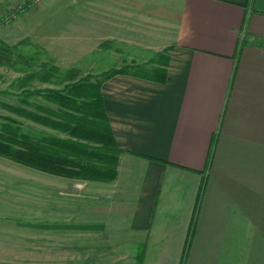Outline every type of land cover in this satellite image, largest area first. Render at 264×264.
<instances>
[{"label":"crops","instance_id":"0c3cea01","mask_svg":"<svg viewBox=\"0 0 264 264\" xmlns=\"http://www.w3.org/2000/svg\"><path fill=\"white\" fill-rule=\"evenodd\" d=\"M56 12L76 14L73 29L87 21L73 61L103 42L140 45L168 53L167 79L103 83L118 175L38 170L48 180L18 209L32 217L12 230L14 264H264V0H71ZM56 38L39 43L71 44Z\"/></svg>","mask_w":264,"mask_h":264},{"label":"trees","instance_id":"16d2710c","mask_svg":"<svg viewBox=\"0 0 264 264\" xmlns=\"http://www.w3.org/2000/svg\"><path fill=\"white\" fill-rule=\"evenodd\" d=\"M168 63V53L156 52L145 63L126 64L101 75L81 76L78 67L58 66L46 47L38 42L24 38L10 44L0 37V66L22 73L15 81L21 89L17 97L29 106H14V111L54 131L26 130L20 120L0 115V156L67 178L115 180L121 150L105 108L102 85L116 73L165 82ZM31 81L53 83V86H31ZM213 155L214 148L210 162ZM193 228L194 223L190 235ZM181 264H185V256Z\"/></svg>","mask_w":264,"mask_h":264},{"label":"rangeland","instance_id":"374dc122","mask_svg":"<svg viewBox=\"0 0 264 264\" xmlns=\"http://www.w3.org/2000/svg\"><path fill=\"white\" fill-rule=\"evenodd\" d=\"M58 1L62 4L64 1L71 0H0V37L10 44H15L24 38L38 43L40 41L56 42L57 35L67 38L71 43L74 36H87L88 29L85 28L87 21L80 23L84 27L73 29V26L78 24L74 20L76 14L56 12ZM107 44V42L101 43L98 49L80 61H73L74 56L82 54V52L74 51V48L87 49V44L83 46L72 43L42 45L46 47L58 66L62 69L78 67L81 76L101 75L104 72L117 70L126 64L145 63L147 62L144 61L145 59L153 56L152 51L140 45L130 44L122 50L114 47L111 51L110 48L108 50ZM20 76L22 73L6 66H0V115L20 120L26 130L44 129L54 132L14 111V106L29 107L17 97L21 89H18L15 81ZM30 85L52 87L53 83L31 81ZM46 180L48 179L40 171L0 156V264H14V254L11 253L14 245L12 230L25 228L24 220L32 217L26 211L18 209L19 207L24 208L26 198H31L29 194H33L32 198H37L34 197L36 195L39 197L42 182ZM10 206L17 209L9 208Z\"/></svg>","mask_w":264,"mask_h":264}]
</instances>
